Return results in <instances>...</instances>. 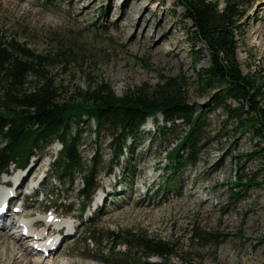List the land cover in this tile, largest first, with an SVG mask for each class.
I'll return each instance as SVG.
<instances>
[{
    "label": "rangeland",
    "instance_id": "obj_1",
    "mask_svg": "<svg viewBox=\"0 0 264 264\" xmlns=\"http://www.w3.org/2000/svg\"><path fill=\"white\" fill-rule=\"evenodd\" d=\"M241 1L246 15L237 36L236 57L244 75L264 76V0ZM180 13L176 0H0V40L14 41L45 57L44 74L54 78L62 94L107 82L121 96L139 87L151 90L165 77H178L186 80L188 102L201 107L208 96L200 95L193 82L191 62L197 58L193 50H201L196 53L200 54L196 69L208 67L210 57L187 31L189 21L174 15ZM209 114L212 141L203 148L197 164L183 168L177 183L163 192L160 188L168 165L163 147L178 142L182 125L171 131L168 141H160L149 118L143 133L135 141L128 140L125 153L118 158L111 152L106 132L94 137L83 126L82 159L89 164L95 154L102 159V169L98 189L81 217L75 191L66 186L56 184L58 195H45L54 182L40 188L42 196L30 194V187L42 180L46 170L50 172L52 157L60 150L56 141L42 146L29 160L28 172L11 167L9 172L15 170V174H3L0 181L14 183L18 174H24L19 182L24 185L13 192L11 213L22 203L21 214L40 220L39 232L48 241L56 239L57 245L51 254L36 253L29 246L31 239L18 238L11 225L5 229L7 236L16 240L29 264H264V165L241 160L237 164L243 170H239L235 158L251 150L249 134L230 127L224 133L217 116ZM34 165L39 167L29 174ZM235 172L255 175L263 183L233 201L229 192ZM79 185L76 179L74 187ZM59 198H66L65 207L56 206ZM192 229L218 241H191ZM128 232L167 241L176 255L153 257L148 263L110 257L104 238ZM88 236L96 238L97 244L88 245ZM117 250L123 252L125 246Z\"/></svg>",
    "mask_w": 264,
    "mask_h": 264
},
{
    "label": "trees",
    "instance_id": "obj_2",
    "mask_svg": "<svg viewBox=\"0 0 264 264\" xmlns=\"http://www.w3.org/2000/svg\"><path fill=\"white\" fill-rule=\"evenodd\" d=\"M176 1L182 13L174 15H179L181 21H189L187 31L203 44L202 50L210 57L208 67L196 69L200 56L196 53L201 50H193L197 57L191 62L193 82L200 95L208 96L201 107L188 102L186 80L178 77H165L151 90L139 87L121 96L107 82L62 94L54 78L44 74L45 57L14 41L0 40V176L11 166L24 167L42 146L57 141L60 151L52 158L50 172L40 185L45 188L47 183H55L45 193L48 197L58 195L57 185L75 191L81 217L99 185L97 178L102 169L101 157L93 154L89 164L82 159L79 147L83 126L94 137L106 132L111 139V152L118 158L125 153L127 141L138 138L149 118L160 141H168L171 131L182 125L178 142L174 146L167 142L163 147L168 163L165 184L160 188L163 192L168 185L177 183L183 168L197 164L203 148L212 141L209 113L217 116L218 127L224 133L230 127L229 130L239 134H249L251 150L235 158L239 170H243L237 164L241 160L252 159L264 165V76L244 75L236 57L237 36L246 15L243 2ZM216 110L221 114H216ZM76 179L80 180L79 187H74ZM261 181L255 175L235 172L229 198L240 200L250 188L261 185ZM36 196H41V192ZM65 199L56 206L65 207L62 203ZM190 237L197 242L218 241L197 229L191 230ZM85 241L88 245L97 244L93 236ZM104 241L109 256H119L124 261L148 263L153 257L164 259L176 255L169 242L139 232L110 234ZM119 245L125 246V251L117 250Z\"/></svg>",
    "mask_w": 264,
    "mask_h": 264
},
{
    "label": "bare ground",
    "instance_id": "obj_3",
    "mask_svg": "<svg viewBox=\"0 0 264 264\" xmlns=\"http://www.w3.org/2000/svg\"><path fill=\"white\" fill-rule=\"evenodd\" d=\"M35 166L36 165L31 167V169L29 170V174H30V172L36 171V169L39 167V166H36V167ZM12 172H14V174H15V170H13ZM12 172H8V173L12 174ZM23 176H24V174H20L18 182H20V180L22 179ZM22 184L24 185V183H22ZM22 184L19 185V183H18L17 187H22ZM3 195H4V193H0V196H1L0 197V208L6 207V205H9L11 203V201L13 200L14 194L11 193V196L8 197V199H2ZM15 197L16 196H14V198ZM30 222L32 223V226L29 225L30 224L29 222H26L27 226L22 227L23 230H22V228L21 229L16 228L18 230V232H16V234L18 233V238H22L23 236H28L26 239L27 240L31 239V241L36 239V237L43 239L45 235L43 236V234L41 232L36 233L32 229V228H37V226H40L41 221L40 220H34V221H30ZM10 224H11L10 218H7V216H5V214H0V264H29V260L26 257V253H24V252L19 253V251H18L19 247L16 244V240L12 239L10 236H7V234L5 232L6 227H8ZM47 225H48L47 223H44V227L47 228L48 227ZM15 227H17V226H15V224H14L13 229H15ZM18 227H21V226L19 225ZM38 228H40V227H38ZM61 228L63 230V227H61ZM30 230H31V232H30ZM32 231L34 233H32ZM59 233H61V232H59ZM55 244H56V239H54V241H47L44 244V247H46V250L48 251V253L51 254L52 252L50 251V248L55 246ZM29 246L31 247L32 245H29ZM31 248L33 251L35 250L34 252H36V253L42 251V250H38L34 246H32ZM32 264H43V263H40L39 261H37V262L33 261ZM46 264H48V263H46Z\"/></svg>",
    "mask_w": 264,
    "mask_h": 264
}]
</instances>
